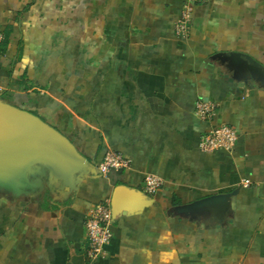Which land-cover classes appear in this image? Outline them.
<instances>
[{
	"label": "crops",
	"instance_id": "0c3cea01",
	"mask_svg": "<svg viewBox=\"0 0 264 264\" xmlns=\"http://www.w3.org/2000/svg\"><path fill=\"white\" fill-rule=\"evenodd\" d=\"M0 0V100L39 116L94 167L74 189H0V264H264V0ZM237 52L262 73L228 64ZM213 105L203 119L197 103ZM237 131L203 152L211 126ZM129 168L100 174L106 150ZM162 184L153 194L143 176ZM248 184L243 185L242 181ZM145 193L85 256L89 207L116 184ZM228 194L224 212L178 206Z\"/></svg>",
	"mask_w": 264,
	"mask_h": 264
},
{
	"label": "water",
	"instance_id": "95a60500",
	"mask_svg": "<svg viewBox=\"0 0 264 264\" xmlns=\"http://www.w3.org/2000/svg\"><path fill=\"white\" fill-rule=\"evenodd\" d=\"M225 57L231 67L240 72L248 71L251 77L263 72L257 63H251L237 52ZM95 170L53 126L26 109L0 100V189L17 194L46 185L50 190L57 186L68 191L86 174L96 175ZM229 196L212 195L178 206L177 210L192 216L204 210L224 212L229 206ZM149 200L139 189L116 184L110 196L112 217L138 212Z\"/></svg>",
	"mask_w": 264,
	"mask_h": 264
},
{
	"label": "built area",
	"instance_id": "2783aa9c",
	"mask_svg": "<svg viewBox=\"0 0 264 264\" xmlns=\"http://www.w3.org/2000/svg\"><path fill=\"white\" fill-rule=\"evenodd\" d=\"M198 0H185L178 19L174 25L175 34L181 37L187 36L190 22V2ZM5 39L4 33L0 31V45ZM197 112L203 119H208L213 113V105L198 102ZM237 131L228 124L211 125L200 137L198 146L203 152H212L218 149L230 151L237 140ZM129 159L119 152L106 150L97 169L100 174L110 170H121L129 168ZM161 178L153 173H145L143 176V189L148 194H153L161 186ZM247 185L248 181H242ZM112 214L109 200H102L92 204L84 220L86 236L85 256L88 261H94L104 253V245L112 236L111 231Z\"/></svg>",
	"mask_w": 264,
	"mask_h": 264
}]
</instances>
